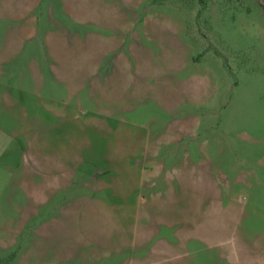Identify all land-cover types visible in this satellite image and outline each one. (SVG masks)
Here are the masks:
<instances>
[{
  "label": "rangeland",
  "instance_id": "1",
  "mask_svg": "<svg viewBox=\"0 0 264 264\" xmlns=\"http://www.w3.org/2000/svg\"><path fill=\"white\" fill-rule=\"evenodd\" d=\"M263 8L0 0V264H264Z\"/></svg>",
  "mask_w": 264,
  "mask_h": 264
},
{
  "label": "crops",
  "instance_id": "2",
  "mask_svg": "<svg viewBox=\"0 0 264 264\" xmlns=\"http://www.w3.org/2000/svg\"><path fill=\"white\" fill-rule=\"evenodd\" d=\"M14 29L11 28L10 33L8 35L7 38V42L4 43V51L7 54V58L13 56L14 50L16 48L15 44H14ZM0 66H3V61H2V57L0 58Z\"/></svg>",
  "mask_w": 264,
  "mask_h": 264
},
{
  "label": "trees",
  "instance_id": "3",
  "mask_svg": "<svg viewBox=\"0 0 264 264\" xmlns=\"http://www.w3.org/2000/svg\"><path fill=\"white\" fill-rule=\"evenodd\" d=\"M263 10H264V8H263Z\"/></svg>",
  "mask_w": 264,
  "mask_h": 264
}]
</instances>
